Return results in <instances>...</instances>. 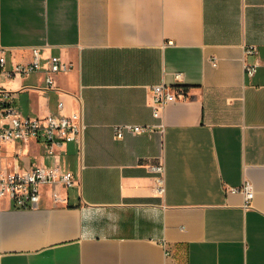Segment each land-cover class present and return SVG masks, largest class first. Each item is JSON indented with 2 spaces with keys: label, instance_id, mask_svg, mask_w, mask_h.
<instances>
[{
  "label": "crops",
  "instance_id": "crops-1",
  "mask_svg": "<svg viewBox=\"0 0 264 264\" xmlns=\"http://www.w3.org/2000/svg\"><path fill=\"white\" fill-rule=\"evenodd\" d=\"M0 21L8 68L33 46L71 65L51 89L44 68L3 75L19 112L85 125L60 154L68 205L0 200V264H264V0H0ZM156 84L177 94L160 117ZM51 162L33 142L0 148L4 168ZM245 182L247 204L231 189Z\"/></svg>",
  "mask_w": 264,
  "mask_h": 264
},
{
  "label": "built area",
  "instance_id": "built-area-1",
  "mask_svg": "<svg viewBox=\"0 0 264 264\" xmlns=\"http://www.w3.org/2000/svg\"><path fill=\"white\" fill-rule=\"evenodd\" d=\"M32 59L25 63H16L8 68L7 47L1 42L0 21V148L8 142L36 143L43 148L44 155L51 158L48 164H36L27 169H8L0 166V200L7 199L16 208L36 209L42 204L43 196L49 194L54 205H68V190L78 183L74 171L66 168L60 160V154L72 142H80L85 125L80 113L69 115L48 113L42 116H25L16 108L12 93L2 84V76L14 78L28 76L45 69V87L54 88L55 75L68 70L71 65L64 62L59 55L52 54L43 66L41 50L33 46ZM254 48H249L252 52ZM248 75L253 76L256 65H247ZM181 73L176 74L180 79ZM177 98L174 89L167 84L152 86V103L154 116L160 117L164 107ZM150 126L133 124H115L114 132L118 138L126 133L150 131ZM155 173L156 186L159 192L164 191L165 166L162 161L151 165ZM234 191L243 190L246 204L250 203L254 192L251 184L245 182L241 187L231 188Z\"/></svg>",
  "mask_w": 264,
  "mask_h": 264
}]
</instances>
